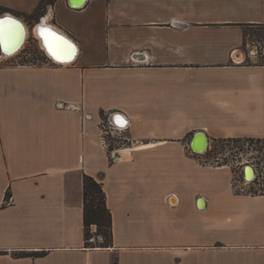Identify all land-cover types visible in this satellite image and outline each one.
<instances>
[{"label": "crops", "instance_id": "obj_1", "mask_svg": "<svg viewBox=\"0 0 264 264\" xmlns=\"http://www.w3.org/2000/svg\"><path fill=\"white\" fill-rule=\"evenodd\" d=\"M42 1L0 10L26 19ZM49 10L74 61L0 58V264H264V194L233 191L232 169L191 148L196 132L264 140V0ZM103 119L127 142L104 146ZM85 175L106 194L109 247L86 245Z\"/></svg>", "mask_w": 264, "mask_h": 264}, {"label": "rangeland", "instance_id": "obj_2", "mask_svg": "<svg viewBox=\"0 0 264 264\" xmlns=\"http://www.w3.org/2000/svg\"><path fill=\"white\" fill-rule=\"evenodd\" d=\"M50 6L49 5L44 6V12H42V14H41L42 16L39 19V21H36L35 19H31V18L22 19L26 23V25L28 27V37L26 36L27 37V42L24 45V49H22L21 52H19V53L22 54V57H24V53L31 54V56H29L28 59L24 58L22 60L23 64L41 65V64H43L46 61L47 56L43 52L44 49L41 47V45H40L41 43H39L40 42V38L36 40V37H34V39H33V36H34L33 34H35L34 33V29H35L36 25L41 23V21H43L44 18L49 17L48 14H49V11H50L49 10ZM47 21H48V19H47ZM262 34H263V31L257 29L256 33H255V37L257 39H259L260 37H262ZM258 51H260V50L258 49ZM260 53H261V51H260ZM1 55H2V52H0V56ZM12 57L13 58L11 60H14V59L20 60L19 59L20 57L17 58L16 55L12 56ZM3 59H9V58L8 57H3ZM4 61H6V60H4ZM13 63H15V62H13ZM16 64H18V63H16ZM105 122L107 123L108 121L103 119L102 127H103V125H105ZM126 142L127 141H125L123 139V140H121V143L119 145L121 146V145H123ZM115 145L119 146L118 144H115ZM208 148H209L207 150L208 152L205 151V152L201 153L202 155H204L202 163L212 164V165H216V166H220V167L226 166L228 164V160H234L235 161V156L239 155L241 153H243L244 158L261 159V160L264 159V140L258 141L256 139L254 141H251L249 139H242V141L238 142V143H235V142H226L225 143V142L220 141V139H219V140H215L214 142L212 141V143H210ZM235 166H236V164L233 163V167H230V169H232V171L234 173V177L239 179L238 178V172L240 173V171L242 169H239L241 167H238V166L235 167ZM228 167H229V165H228ZM235 180L236 179H234V181ZM95 227L94 228L93 227L90 228V236H92V233H91L92 229H94V230L97 229V227L96 228ZM95 232H96L95 234H97V235L99 234L98 231H95ZM86 245L89 246V247L96 246L97 248H101L103 244L100 245L99 243H97V245L90 246L86 242Z\"/></svg>", "mask_w": 264, "mask_h": 264}, {"label": "built area", "instance_id": "obj_3", "mask_svg": "<svg viewBox=\"0 0 264 264\" xmlns=\"http://www.w3.org/2000/svg\"><path fill=\"white\" fill-rule=\"evenodd\" d=\"M33 39L36 37L35 34H33ZM38 38L36 37V40ZM258 49L261 51V53L264 56V41L258 45ZM3 55L0 56V58ZM17 58H29L31 54L24 53V58L22 57V54H16ZM11 58V57H10ZM22 60H20V63L17 65L19 67H27V66H33V65H28V64H23ZM60 107H63V104L59 105ZM126 129H123L114 123L108 121L107 123L105 122V125L102 127V133L100 135L104 146L110 147L113 144H120L121 140L124 139L122 136V133ZM119 142V143H118ZM208 152V151H207ZM196 153V152H195ZM115 156V154L113 155ZM233 163L236 164V166L241 167L239 169H242L240 173L238 172V178L235 177L234 184L232 186L233 191L238 192V193H263L264 194V159H249V158H244L243 153L236 155L235 156V161L234 160H228V164L226 165L229 168L233 167ZM235 166V167H236ZM249 166V168H248ZM249 171L252 172V176L249 177ZM93 228L95 226H92ZM96 228V227H95ZM97 231L92 229L91 233L92 236L88 237L87 243L90 246L97 245L99 243L100 245L104 244L105 238L101 234H95ZM97 248L96 246H93Z\"/></svg>", "mask_w": 264, "mask_h": 264}, {"label": "trees", "instance_id": "obj_4", "mask_svg": "<svg viewBox=\"0 0 264 264\" xmlns=\"http://www.w3.org/2000/svg\"><path fill=\"white\" fill-rule=\"evenodd\" d=\"M56 0H43L37 11L31 15H25L26 19L31 18L39 21V15L41 10L46 5H53ZM3 14L0 10V16ZM27 21V20H26ZM28 22V21H27ZM29 23V22H28ZM1 52V47H0ZM254 141L256 139H249ZM261 141L260 139H257ZM222 142H241L242 139H220ZM84 227H85V238L86 242L90 237V228L92 226L97 227L99 234L103 235L105 242L102 247H109L112 244V214L106 203V194L103 190V186L96 179L91 176H84ZM9 192L7 196H9ZM89 247V246H88ZM42 253H34L32 255L39 256Z\"/></svg>", "mask_w": 264, "mask_h": 264}, {"label": "snow or ice", "instance_id": "obj_5", "mask_svg": "<svg viewBox=\"0 0 264 264\" xmlns=\"http://www.w3.org/2000/svg\"><path fill=\"white\" fill-rule=\"evenodd\" d=\"M20 28L21 25L11 17L0 20V43H3L6 49L18 42ZM38 32L53 59L64 62L72 57L75 46L63 35L45 27L38 28Z\"/></svg>", "mask_w": 264, "mask_h": 264}, {"label": "water", "instance_id": "obj_6", "mask_svg": "<svg viewBox=\"0 0 264 264\" xmlns=\"http://www.w3.org/2000/svg\"><path fill=\"white\" fill-rule=\"evenodd\" d=\"M85 3H86V0H69V4L72 8H81L85 5ZM8 14H10V13H5V14L1 15L0 20H3L6 17H8L7 16ZM11 18L13 20L17 21L21 25V28L19 30L20 35H19L18 42H16L15 45L12 47H9L6 49L4 44L0 43L2 55L5 57H11L12 56L11 54H14L15 52H17L22 47V45L24 44V42L26 40L25 39L26 38V31H25V27H24V24H26V23L25 22L23 23L22 19L19 17H17V18L11 17ZM19 19H21V20H19ZM41 23H42V21H41ZM41 23L36 25V27L34 29V33L38 39L41 37L38 34V32H36V30L38 27L40 28ZM54 31L57 32L56 30H54ZM61 32H63V31H61ZM57 33H59V32H57ZM59 34H61V33H59ZM63 34H61V35H63L67 40H69L75 46V52L70 59H67L64 62H60V61H57L56 59H53L52 56L48 55V52H46V50H44V51L46 52V54L49 56L50 59L55 60L56 62H59L60 64H69L75 60V58L79 52V47H78L77 43L72 38L67 36L64 32H63ZM41 47H42V45H41ZM119 127L123 128V129H127L128 124H123ZM209 145H210V140H209L208 136L203 132H196V134L194 135V138L192 139V142H191L192 150L196 153H203V152L208 150ZM248 168H249V166H248Z\"/></svg>", "mask_w": 264, "mask_h": 264}, {"label": "bare ground", "instance_id": "obj_7", "mask_svg": "<svg viewBox=\"0 0 264 264\" xmlns=\"http://www.w3.org/2000/svg\"><path fill=\"white\" fill-rule=\"evenodd\" d=\"M7 16H8V17H16V16L11 15V14H8ZM16 18H17V17H16ZM19 20H21V19H19ZM44 20H45V19H44ZM47 25H48V24H45V22H42L41 25H40V27H42V26H47ZM24 27H25V31H26V36L28 37V28L26 27V24H24ZM38 28H39V27H38ZM38 28H37L36 32H38ZM51 29H52V30H56L57 32L63 34L61 31H59L58 29H56V28L53 27V26H51ZM38 34H39V32H38ZM63 35H64V34H63ZM27 37L25 38L26 40H25L24 44L22 45V47H21L17 52H15L14 54H11L12 56H15L16 54H19V52H21V50L24 49V45H25V43L27 42ZM40 42H41V45H42L43 49L46 50V52H48L47 49L44 47V43H43V40H42V39H40ZM40 42H39V43H40ZM10 47H12V46H10ZM8 48H9V47H8ZM48 55H49V53H48ZM12 56H11V57H12ZM3 57H5V56H3ZM8 58H10V57H8ZM251 176H252V172L249 171V177H251Z\"/></svg>", "mask_w": 264, "mask_h": 264}]
</instances>
